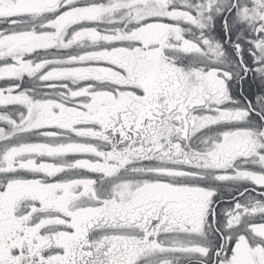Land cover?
Returning <instances> with one entry per match:
<instances>
[{"label":"snow or ice","instance_id":"snow-or-ice-1","mask_svg":"<svg viewBox=\"0 0 264 264\" xmlns=\"http://www.w3.org/2000/svg\"><path fill=\"white\" fill-rule=\"evenodd\" d=\"M0 264H264V0H0Z\"/></svg>","mask_w":264,"mask_h":264}]
</instances>
